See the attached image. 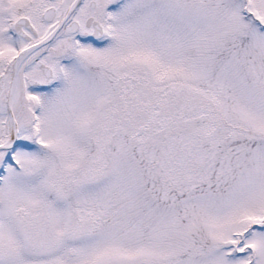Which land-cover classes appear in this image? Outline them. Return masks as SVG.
Masks as SVG:
<instances>
[{"label":"snow or ice","instance_id":"1","mask_svg":"<svg viewBox=\"0 0 264 264\" xmlns=\"http://www.w3.org/2000/svg\"><path fill=\"white\" fill-rule=\"evenodd\" d=\"M0 264H264V0H0Z\"/></svg>","mask_w":264,"mask_h":264}]
</instances>
